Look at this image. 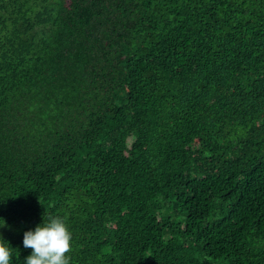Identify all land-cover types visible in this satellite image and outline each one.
I'll use <instances>...</instances> for the list:
<instances>
[{"label":"trees","instance_id":"trees-1","mask_svg":"<svg viewBox=\"0 0 264 264\" xmlns=\"http://www.w3.org/2000/svg\"><path fill=\"white\" fill-rule=\"evenodd\" d=\"M51 218L69 264H264V0H0L13 264Z\"/></svg>","mask_w":264,"mask_h":264},{"label":"clouds","instance_id":"clouds-1","mask_svg":"<svg viewBox=\"0 0 264 264\" xmlns=\"http://www.w3.org/2000/svg\"><path fill=\"white\" fill-rule=\"evenodd\" d=\"M71 242L72 233L62 218L43 221L34 229L23 233L22 245L25 249H31V253L23 262L24 264H69L68 253L71 251ZM0 264H13V248L2 236H0Z\"/></svg>","mask_w":264,"mask_h":264}]
</instances>
